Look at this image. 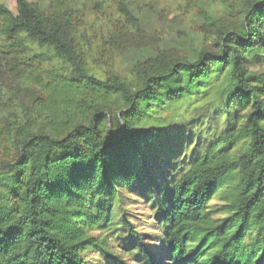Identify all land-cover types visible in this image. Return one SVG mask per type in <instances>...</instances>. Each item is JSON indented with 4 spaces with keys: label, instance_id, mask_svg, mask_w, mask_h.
I'll use <instances>...</instances> for the list:
<instances>
[{
    "label": "trees",
    "instance_id": "16d2710c",
    "mask_svg": "<svg viewBox=\"0 0 264 264\" xmlns=\"http://www.w3.org/2000/svg\"><path fill=\"white\" fill-rule=\"evenodd\" d=\"M199 1L182 5L203 20L197 58L161 50L129 78L115 55L148 33L128 0L94 3L106 49L83 0L0 3V264H264V0H210L216 19ZM124 189L151 209L154 244Z\"/></svg>",
    "mask_w": 264,
    "mask_h": 264
},
{
    "label": "rangeland",
    "instance_id": "374dc122",
    "mask_svg": "<svg viewBox=\"0 0 264 264\" xmlns=\"http://www.w3.org/2000/svg\"><path fill=\"white\" fill-rule=\"evenodd\" d=\"M37 3L44 11H48L51 0H28ZM83 10L80 11L82 28H86L91 39L99 47L107 48L103 40L105 32V21L102 14H97L94 3L99 0H83ZM101 8L110 11L114 0H104ZM11 11L16 12L15 0H0ZM184 0H128L130 11L137 17L142 30L148 33V44L141 48H126L117 52L114 58V69L124 78H129L131 67L136 61H144L154 56L158 51L170 50L176 54L186 56L190 61L197 58L202 45L203 38L198 32V26L203 22L202 18L194 12L184 13L182 5ZM199 5L216 19L224 15L226 5L220 1L201 0ZM107 6V8H106ZM95 46V44H94ZM100 59H95L94 66L99 67ZM20 99H26L24 93ZM166 114V113H164ZM173 168L169 169L172 172ZM221 191L211 199L210 210L214 211L215 217H223L224 201L220 199ZM123 206L134 227L139 231L144 242L154 244L153 241L158 234V225L153 218L152 211L147 206L145 199L139 193H130L127 189L122 193ZM91 234H97V231ZM151 242V243H150ZM112 247L114 243L110 241ZM152 246V245H151ZM115 252L123 253L119 250ZM122 257L130 264H134L130 255L122 254ZM86 264H105L102 257L87 253L84 256Z\"/></svg>",
    "mask_w": 264,
    "mask_h": 264
}]
</instances>
